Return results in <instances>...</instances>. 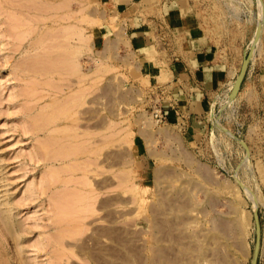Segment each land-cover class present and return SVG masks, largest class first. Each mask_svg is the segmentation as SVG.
Segmentation results:
<instances>
[{
	"label": "rangeland",
	"instance_id": "1",
	"mask_svg": "<svg viewBox=\"0 0 264 264\" xmlns=\"http://www.w3.org/2000/svg\"><path fill=\"white\" fill-rule=\"evenodd\" d=\"M165 1L200 13L231 65L195 141L159 125L161 87L136 59L98 50L91 0H0V264H264V0ZM221 222L229 237L217 242Z\"/></svg>",
	"mask_w": 264,
	"mask_h": 264
},
{
	"label": "crops",
	"instance_id": "2",
	"mask_svg": "<svg viewBox=\"0 0 264 264\" xmlns=\"http://www.w3.org/2000/svg\"><path fill=\"white\" fill-rule=\"evenodd\" d=\"M91 2L100 10L101 25L93 34L98 50L113 49L136 59L139 69L161 87L159 107L164 120L159 125L176 130L187 142L195 141L196 128L212 111L217 92L230 80L231 69L205 18L165 0ZM161 67L168 71L167 82L158 79ZM260 87L264 96V70ZM141 145L135 144L139 157Z\"/></svg>",
	"mask_w": 264,
	"mask_h": 264
},
{
	"label": "bare ground",
	"instance_id": "3",
	"mask_svg": "<svg viewBox=\"0 0 264 264\" xmlns=\"http://www.w3.org/2000/svg\"><path fill=\"white\" fill-rule=\"evenodd\" d=\"M91 14H92V13H91ZM76 27H77V26H76ZM261 27H262V25H260V27L258 28L257 33H255V36H254V39H253V43H252V44H253V47H256L257 43H258L259 40H260ZM74 30H75V29H74ZM74 30H72V31H74ZM78 30H80V29L76 28V30L73 32V34H71V35H72V39H73L72 41L74 42V40H76V41H78V42H80V43L87 44L86 37H85V36H82L83 33H81V32H83V31L80 32V31H78ZM65 33H66V37L68 38V35H67L68 32H65ZM65 33H64V36L62 35L63 38H66V37H65ZM62 37H61V38H62ZM67 38H66V40H67ZM83 39H84V40H83ZM63 40H64V39H63ZM64 41H65V40H64ZM69 41H71V39L68 40V42H69ZM72 41H71V43H72ZM62 44H65L64 47H67V46H66V43L63 42ZM68 44H69V43H67V45H68ZM83 44H82V45H83ZM60 45H61V44H60ZM71 45H72V44H71ZM83 46H84V45H83ZM74 50H75V49H74ZM75 53H76V50H75ZM75 53H74V51H73L72 54L75 55ZM68 57H70V56H68ZM68 57H66V58L68 59ZM64 59H65V58H64ZM64 59H63V61H64V63H65V61H67V59H65V60H64ZM71 59H72V58H70V61H71ZM113 59H114V57H113ZM151 59H152V58L150 57V60H151ZM74 60H75V58L72 59V61H74ZM61 61H62V60H61ZM63 61H62V62H63ZM68 61H69V60H68ZM68 61H67V62H68ZM75 61H76V60H75ZM62 62H61V63H62ZM65 64H66V63H65ZM65 64H64V68H65ZM68 64H69V62H68ZM68 64H67V65H68ZM70 64H71V67H69V69L72 71L71 73H72V74H77V73L79 72V69H78L76 63H75V62H74V63H71V62H70ZM64 68H63V70H65ZM67 68H68V67H67ZM67 70H68V69H67ZM67 70H66V72H67ZM159 76H160V75H159ZM237 80H238V79H237ZM237 80H236V81L233 83V85H232V93L229 95V97H228V99H227V100H228L227 103H231V99H230V98H232L234 94L237 95V93H238V91L236 90V83H237ZM146 81H148V80H146ZM88 82H89V81H88ZM94 86H95V85H94V83H93V85H92V88H93L92 94H93V92H94ZM90 90H91V89H90ZM142 93H143V92H142ZM90 94H91V93H90ZM83 95H84V93H83ZM80 96L82 97V93H81ZM80 96H79V99L81 98ZM84 96H85V95H84ZM75 99L78 100V102H76V104L79 105V103H81V101H80L81 99H80V100L78 99V94H77V98L74 97V103H75V101H76ZM82 100H83V97H82ZM79 101H80V102H79ZM142 106H143V105H142ZM158 112H159V111H158ZM158 112H157V113H158ZM144 113H145V112H144ZM137 116H140V114L137 115ZM142 116H143V115H142ZM142 116H140V117H142ZM144 116H145V115H144ZM140 117H139V118H140ZM155 118H156V117H155ZM137 119H138V117H137ZM143 119H144V118H143ZM143 119L141 120L142 122H143ZM145 119H146V118H145ZM139 120H140V119H139ZM148 120H149V119H148ZM148 120L146 119V122H149V123H150L151 121H148ZM142 122H141V123H142ZM144 122H145V120H144ZM144 122H143V123H144ZM146 122L144 123L145 125H147ZM153 122H155V120H153ZM156 122L159 123L160 121L156 119ZM142 125H143V124H142ZM151 126L153 127L152 124H151ZM151 126H150V127H151ZM147 127H148V126H147ZM147 127L145 128V130L147 129ZM117 129H118V128H117ZM126 129H127V128H126ZM142 129H143V126H142V128H141L139 131L141 132ZM143 130H144V129H143ZM147 130L149 131V129H147ZM123 131H124V129L122 130V132H123ZM126 131H128V130H126ZM126 131H125V132H126ZM112 132H113V131H112ZM115 132H116V130H115ZM122 132H120V133H122ZM140 132H139L138 134H140ZM159 132H160V131H159ZM116 133H118V132H116ZM123 133H124V132H123ZM144 133H148V132H145V131H144ZM144 133H143V137H144ZM150 133H152V132H151V129H150ZM161 133H162V132H161ZM113 134H114V133H113ZM141 135H142V133H141ZM145 136H146V134H145ZM148 136H149V134H148ZM150 136H151V137H152V136L155 137L153 134H150ZM111 137H112V136H111ZM114 137H118L117 134H116V136H114ZM114 137H113L112 139H117V138H114ZM151 137H150V139L148 138V139H149L148 144H149L150 140H151L150 143H153V141H155V140H153V139H155V138L152 137V138H153V139H152ZM107 139L109 140L110 138L107 137ZM144 139H145V138H144ZM146 139H147V136H146ZM146 139H145V140H146ZM108 140H107V141H108ZM107 141H106V144L108 143ZM109 141H110V140H109ZM239 141H240V140H239ZM90 144H91V143H90ZM91 145H93V143H92ZM77 148H78V147H77ZM82 150H83V149H82ZM77 151H78V149H77ZM79 151H81V150L79 149ZM63 152H65V151L63 150ZM66 152H67V151H66ZM87 152H88V151H87ZM60 153H61V152H60ZM61 154H62V153H61ZM61 154H60V157L63 158L64 155L61 156ZM70 154H71V153H70ZM70 154H69V155H70ZM67 155H68V154L66 153V155H65L64 158H66ZM57 157H58L59 159H61L59 156H57ZM68 157H70V156H68ZM66 159H67V158H66ZM124 161H125V160H123V163H124ZM135 163H136V162H135ZM86 164H87V163H86ZM88 164H90V165H89L90 168L92 167L91 165H93L92 162H91V163H88ZM88 164H87V166H88ZM124 164H126V162H125ZM122 165H123V164H122ZM122 165H121V166H122ZM128 165H129V164H128ZM133 165H134V163H133ZM89 166L87 167L88 169H89ZM93 166H94V165H93ZM131 166H132V164H131ZM127 167L129 168V166H127ZM134 167H135V166H134ZM70 168H71V166H70ZM72 168H74V167L72 166ZM87 168H86V166H85L84 171H85ZM120 168H121V167H120ZM124 168H125V167H124ZM111 169H112V168H111ZM122 169H123V168H122ZM132 170H134V169H132ZM126 171H129L128 173H130L131 170H124L125 174H126ZM134 171H135V170H134ZM86 172L88 173V170H87ZM121 172L123 173V176H124V172H123V171H121ZM122 173H121V174H122ZM132 173H133V171L131 172V174H132ZM119 175H120V174H119ZM132 175H134V174H132ZM117 176H118V174H117ZM128 176L130 177L131 175L128 174ZM119 177H120V179H119ZM121 177H122V176L120 175V176H118L116 179L121 180ZM124 177H125V176H124ZM129 177H128V178H129ZM132 177H134V180L130 178V179L132 180L131 183H133V181H136V179H137V178L135 179L136 175H135V176H132ZM86 178H87V177H86ZM83 179H84V178H83ZM106 179H107V178H106ZM106 179H105V180H106ZM108 179L110 180V178H108ZM108 179H107V180H108ZM124 179H125V178H124ZM119 180H118V181H119ZM87 181L89 182L88 179H87ZM87 181H86V182H87ZM113 181H114V180H113ZM113 181H112V183H113ZM118 181H117V183H118ZM137 181H138V180H137ZM86 182H85V179H84L83 184H86ZM88 182H87V185H90V184H88ZM101 182H102V181H101ZM121 182H122V181H120V183H121ZM125 182L129 183L130 181H128V180L125 181V180H124L122 183L125 184ZM94 183H97V182L95 181ZM98 183H99V180H98ZM120 183H119V186H118L117 188H120L121 186H123L122 183H121V185H120ZM131 183H130V184H131ZM83 184H82V185H83ZM96 185H97V184H96ZM98 185H99V184H98ZM104 185H105V184H104ZM107 185H108V184H107ZM127 185H128V184H127ZM84 186H85V185H84ZM94 186H95V185H94ZM124 186H125V185H124ZM132 186H133V184H132ZM88 187H89V186H88ZM102 187H104V186H102ZM105 187H106V186H105ZM108 187H109V186H108ZM125 187H126V186H125ZM130 187H131V186H130ZM133 187H136V186H133ZM133 187H131V188H127V187H126V188L129 190V192H128L129 194H128V195H130V193H133L132 191L130 192V189H132ZM95 189H96V188H95ZM104 189H105V188H103V190H104ZM108 189H109V188H108ZM110 189H111V188H110ZM114 189H116V187H115ZM122 189H123V188H122ZM122 189H119L118 192L121 191ZM127 189H126V190H127ZM138 189H139V188H138ZM145 189L147 190L148 188H145ZM85 190H86V189H85ZM87 190H88V189H87ZM92 190H93V189H92ZM106 190H107V187H106L105 191H106ZM123 190H124V189H123ZM133 190H134V194H136V193H135V189H133ZM142 190H144V189H142ZM146 190H145V191H142V192L144 193V192H146ZM89 191H90V190H89ZM109 192H110V191H109ZM125 192H127V191H125ZM140 192H141V190L139 191V193H140ZM142 192H141V194H142ZM119 193H120V192H119ZM122 193H123V191H122ZM96 194H97V193H96ZM134 194H133L132 196L134 197V200H135V199H136L135 196H137L138 193H137L136 195H134ZM141 194H140V195H141ZM123 195H124V194H123ZM128 195H127V193H126L125 196H128ZM67 196H68V195H67ZM67 196H66V197H67ZM114 196H116V195H114ZM114 196H113V198H114ZM120 196H121V195H120ZM120 196H119V197H120ZM130 196H131V195H130ZM141 196H142V195H141ZM94 197H95V196H94ZM107 197H109V195H108ZM116 197H117V196H116ZM116 197H115V198H116ZM133 197H132V200H133ZM100 198H101V196H100ZM104 198H105V197H104ZM109 198H110V197H109ZM109 198H106V199H109ZM122 198H124V197L121 196V199H122ZM130 198H131V197H129V199L127 198L128 200H127V203H126V204H128V201L130 202ZM140 198H142V197H140ZM57 199H58V198H57ZM60 199H61V198H60ZM65 200L67 201V199H65ZM65 200H63V202H60V203H61V204L63 203L62 205H64V204H65ZM68 200H69V198H68ZM94 200H96V199H94ZM99 200H100V199H99ZM102 200H103V199H102ZM104 200H105V199H104ZM109 200H110V199H109ZM117 200H118V199H117ZM124 200H126V199L124 198ZM105 201H107V200H105ZM135 201H136V200H135ZM146 201H147V200H146ZM68 202H69V201H68ZM96 202H97V201H96ZM102 202H103V201H102ZM123 202L125 203V201H123ZM136 202H137V201H136ZM141 202H142V199H141ZM57 203H59V201H58ZM70 203H71V205H72V199L70 200ZM103 203H104V202H103ZM106 203L108 204L109 202H106ZM131 203L133 204V202H131ZM141 204H145L144 201H143ZM66 205H70V204H67V202H66ZM66 205H64V206H66ZM93 205H95V204H93ZM100 205H101V204H100ZM105 205H106V204H105ZM124 205H125V204H124ZM128 205H129V204H128ZM130 205H131V204H130ZM69 207H71V206H69ZM69 207H68V208H69ZM61 211H63V210H61ZM58 212H59V211H58ZM63 213H65L64 215H66V212H65V211H63ZM60 214H61V212H60ZM61 215H63V214H61ZM61 215H58V217H61ZM8 217H10V215H8V216L6 217V225H7V227H6V230H5V229H4V230L7 231V232H9V233L11 234V233L14 232V228H13L14 226H13V223L11 222V220H10ZM219 225H221V226L219 227ZM219 225H218V228H217L218 235L215 236V237L213 238V239H214L215 241H217V242H220L222 238H223V239H226L227 237H229V228H228V227H224V225H223L222 222H221V224H219ZM222 225H223V226H222ZM161 257H162V256H161ZM163 258H164V257H163Z\"/></svg>",
	"mask_w": 264,
	"mask_h": 264
},
{
	"label": "water",
	"instance_id": "4",
	"mask_svg": "<svg viewBox=\"0 0 264 264\" xmlns=\"http://www.w3.org/2000/svg\"><path fill=\"white\" fill-rule=\"evenodd\" d=\"M249 64H250V56H248L247 59L245 58V61L243 63L240 75H239L237 83H236V90L237 91H239L242 87V84H243V81L245 79ZM255 218H256V226H257L256 227L257 228V245H256L255 253L258 256L259 248H260V240H261V229H260V223H259L258 215H256Z\"/></svg>",
	"mask_w": 264,
	"mask_h": 264
},
{
	"label": "built area",
	"instance_id": "5",
	"mask_svg": "<svg viewBox=\"0 0 264 264\" xmlns=\"http://www.w3.org/2000/svg\"><path fill=\"white\" fill-rule=\"evenodd\" d=\"M155 117L157 119H159L160 121H163L164 120V116H163L162 110H159V112L156 113Z\"/></svg>",
	"mask_w": 264,
	"mask_h": 264
}]
</instances>
